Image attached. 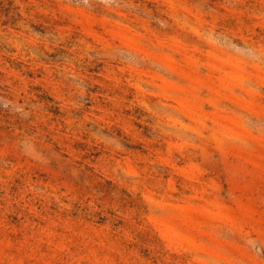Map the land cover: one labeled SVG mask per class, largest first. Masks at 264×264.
<instances>
[{
    "label": "rangeland",
    "instance_id": "1",
    "mask_svg": "<svg viewBox=\"0 0 264 264\" xmlns=\"http://www.w3.org/2000/svg\"><path fill=\"white\" fill-rule=\"evenodd\" d=\"M0 264H264V0H0Z\"/></svg>",
    "mask_w": 264,
    "mask_h": 264
}]
</instances>
